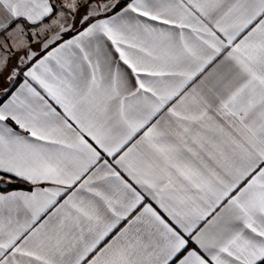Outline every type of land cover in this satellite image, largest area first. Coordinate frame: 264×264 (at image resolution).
<instances>
[{
    "label": "snow or ice",
    "instance_id": "obj_1",
    "mask_svg": "<svg viewBox=\"0 0 264 264\" xmlns=\"http://www.w3.org/2000/svg\"><path fill=\"white\" fill-rule=\"evenodd\" d=\"M0 264H264V0H0Z\"/></svg>",
    "mask_w": 264,
    "mask_h": 264
}]
</instances>
